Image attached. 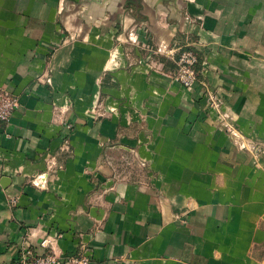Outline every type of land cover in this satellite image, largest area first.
I'll return each instance as SVG.
<instances>
[{"label":"crops","instance_id":"obj_1","mask_svg":"<svg viewBox=\"0 0 264 264\" xmlns=\"http://www.w3.org/2000/svg\"><path fill=\"white\" fill-rule=\"evenodd\" d=\"M0 87V264H264V0H0Z\"/></svg>","mask_w":264,"mask_h":264},{"label":"built area","instance_id":"obj_2","mask_svg":"<svg viewBox=\"0 0 264 264\" xmlns=\"http://www.w3.org/2000/svg\"><path fill=\"white\" fill-rule=\"evenodd\" d=\"M198 56L187 45L182 48L175 59V71L172 74L174 81L179 83L184 89H192L197 84H202L196 68ZM19 108L18 98L3 87H0V122L8 124ZM43 247H48L42 242ZM21 264H90L91 256L86 247L81 248L73 255L63 256L56 253L53 248L40 255H33L26 251V255L21 259Z\"/></svg>","mask_w":264,"mask_h":264},{"label":"trees","instance_id":"obj_3","mask_svg":"<svg viewBox=\"0 0 264 264\" xmlns=\"http://www.w3.org/2000/svg\"><path fill=\"white\" fill-rule=\"evenodd\" d=\"M198 60H199V59H198ZM198 64H199V61H198ZM198 64H197L196 68H198V66H199ZM197 70H198V69H197Z\"/></svg>","mask_w":264,"mask_h":264}]
</instances>
